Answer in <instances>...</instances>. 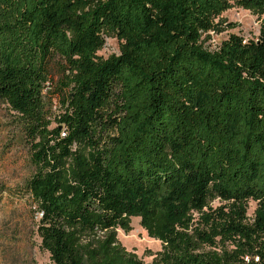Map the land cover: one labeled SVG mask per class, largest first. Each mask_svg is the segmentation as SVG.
<instances>
[{"label": "trees", "instance_id": "1", "mask_svg": "<svg viewBox=\"0 0 264 264\" xmlns=\"http://www.w3.org/2000/svg\"><path fill=\"white\" fill-rule=\"evenodd\" d=\"M232 7L258 36L210 50ZM0 102L48 264H142L117 243L130 217L161 243L153 264H264V0H0Z\"/></svg>", "mask_w": 264, "mask_h": 264}, {"label": "rangeland", "instance_id": "2", "mask_svg": "<svg viewBox=\"0 0 264 264\" xmlns=\"http://www.w3.org/2000/svg\"><path fill=\"white\" fill-rule=\"evenodd\" d=\"M217 20L234 24L235 27L220 34L210 33L204 43L210 50L218 47L229 34H237L245 40L258 36L259 20L242 8L232 7L224 11ZM121 44L117 39L107 36L96 55L103 60L118 55ZM59 112L57 98L53 97L51 114L55 116ZM30 174L28 147L21 139L13 113L0 102V264L49 263V256L40 248L36 232L39 216L24 191L25 181ZM224 205L227 203L217 198L209 199L203 212L216 210ZM256 208V202L247 200V222H252ZM192 216L194 222H197L200 213L192 212ZM116 239L124 252L136 257L142 264H153L161 252V243L147 235L138 217L128 219L126 230L117 228ZM216 242V250H220L222 245L219 238H216Z\"/></svg>", "mask_w": 264, "mask_h": 264}]
</instances>
